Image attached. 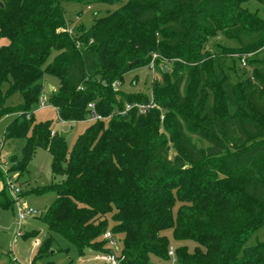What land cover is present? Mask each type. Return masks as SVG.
I'll list each match as a JSON object with an SVG mask.
<instances>
[{"label": "trees", "instance_id": "obj_1", "mask_svg": "<svg viewBox=\"0 0 264 264\" xmlns=\"http://www.w3.org/2000/svg\"><path fill=\"white\" fill-rule=\"evenodd\" d=\"M249 1L127 0L71 33L63 0H0V119L17 114L4 135L25 140L12 172H27L38 148L52 155L53 180L33 188L56 193L42 216L50 232L83 255L110 253L109 230L121 264L169 263L167 230L196 243L175 248L178 264H264V241L248 245L264 227V17ZM218 35L237 48L212 53ZM230 53L250 56L252 69L234 83L214 64ZM153 60L162 80L152 95L114 87ZM47 75L59 80L49 101L62 120H86L91 102L104 117L71 147L52 120L35 118ZM16 94L23 103L8 105ZM14 203L0 168V206Z\"/></svg>", "mask_w": 264, "mask_h": 264}, {"label": "rangeland", "instance_id": "obj_2", "mask_svg": "<svg viewBox=\"0 0 264 264\" xmlns=\"http://www.w3.org/2000/svg\"><path fill=\"white\" fill-rule=\"evenodd\" d=\"M126 1L127 0H114L111 2L96 1L85 3L78 0H63V6L66 11V17L69 20L68 26L74 29L80 24L90 26L97 15H103L109 10H116ZM244 6L248 7L251 11H258L259 14L264 17V6L254 0H250L245 3ZM2 42L3 41L0 40V43ZM209 46L212 50L211 52L216 53L223 52L230 48H237L238 44L232 39L223 37V35H218L209 42ZM56 54L57 52L54 51L49 61H52ZM236 55L237 54L230 53L227 57L221 56L214 60L216 69L217 66H222L223 69L228 72L230 83H234L241 77H246L252 73L251 66L247 64L248 61L246 59V57L248 58L250 56L241 55L238 58ZM261 55H264V49L261 51ZM159 65L164 66L166 70L168 68L171 70L173 67L171 63H168L163 58H161ZM45 78L44 91L40 98L45 101V106H42L41 100L34 106L35 118L37 121L52 120V130L54 133L60 132L59 130L70 132L68 143L71 147L78 135L88 126L89 122L71 121L64 123V120L59 117L58 109L49 101L51 94L57 92L59 88V80L49 75ZM155 80L161 81L162 74L159 67L157 68L154 63V66L139 67L129 71L124 76L123 84L117 83L115 86L126 92L143 91L152 95V84ZM5 87L7 88L8 84ZM21 103H23L21 94L14 95L7 102L8 105H17ZM16 115L17 114H9L0 119V146H2L3 156H5L4 163L7 166L8 173L14 174L22 188L20 202H26L28 207L37 211V214L29 216L21 222L19 226L18 209L20 203H14V205L7 208L0 206V264H102V261L98 258L101 253L92 248L87 249L83 255L80 254L79 250L65 237L50 232L47 224L42 219L44 209L54 202L56 193H36L33 191V188L48 185L53 180L51 153L45 148H38L29 164L27 172L24 174H20L17 171L12 172L11 168L15 164L13 158L21 155L22 148L25 144V140L17 142L15 140L6 139L4 135L6 126ZM174 154V149H172L171 156H174ZM19 227H21L22 230L21 235L17 234ZM166 234L174 249L180 245H188L189 249L193 251L196 245L194 241L190 240H175L172 230H167ZM51 235L54 237V240L51 249H49V253L44 257L36 258L40 246ZM36 241H39V244H37ZM259 241H264V227L251 237L248 245H255ZM119 246L121 249V245ZM152 260L158 264H172L171 258L169 263L167 261L162 262V260L156 256H152Z\"/></svg>", "mask_w": 264, "mask_h": 264}, {"label": "built area", "instance_id": "obj_3", "mask_svg": "<svg viewBox=\"0 0 264 264\" xmlns=\"http://www.w3.org/2000/svg\"><path fill=\"white\" fill-rule=\"evenodd\" d=\"M69 32H73V28H68ZM158 54H154V59L157 58ZM152 66H154V60L152 61ZM119 82H115L114 83V87L116 88V84ZM41 104L42 106H45V101L42 99L41 100ZM137 104L134 105H128V109H130L131 107L135 106ZM140 110L142 112H145L149 107H153L155 106V104L153 102H151V104L149 105H145V104H139L137 105ZM90 112L89 115L86 119L87 122H94L96 120L99 119H103L104 117L100 114H98L96 112V105L95 102H91L88 105ZM54 133V132H53ZM5 160V156H3L2 153V146H0V168L5 172L6 174V183L8 186V189L11 193V195L13 196V198L15 199V203L19 204V212H18V222H19V226L21 224V222H23L26 218H28L29 216H34V214H37V211L34 210L31 207H28L27 203H21V194H22V188L20 186L19 181H17V178L11 174L8 173L9 171L7 170V166L4 163ZM22 230L21 227H19V231L17 232L18 235H21ZM103 238L107 241L108 245L111 248V252L107 253V254H101L98 256V258L102 261V264H121V260L123 259V255L121 254V249H120V243L117 237H115V235L111 232V231H106L103 235ZM37 244H39V241H36ZM169 255L170 258L172 259V264H178L177 262V257H176V253H175V249L170 246L169 247Z\"/></svg>", "mask_w": 264, "mask_h": 264}, {"label": "water", "instance_id": "obj_4", "mask_svg": "<svg viewBox=\"0 0 264 264\" xmlns=\"http://www.w3.org/2000/svg\"><path fill=\"white\" fill-rule=\"evenodd\" d=\"M0 5H2V3L0 2ZM136 63H137V61H135V62H132L131 64H130V67H133V66H135L136 65ZM61 134H62V136H64V137H67L68 136V132H61Z\"/></svg>", "mask_w": 264, "mask_h": 264}, {"label": "crops", "instance_id": "obj_5", "mask_svg": "<svg viewBox=\"0 0 264 264\" xmlns=\"http://www.w3.org/2000/svg\"><path fill=\"white\" fill-rule=\"evenodd\" d=\"M85 122H87L86 120H84ZM64 123H67V122H71V121H63ZM90 123V122H89ZM59 130V129H58ZM60 132H65V131H61V130H59ZM69 134H70V132H68V136H69Z\"/></svg>", "mask_w": 264, "mask_h": 264}]
</instances>
